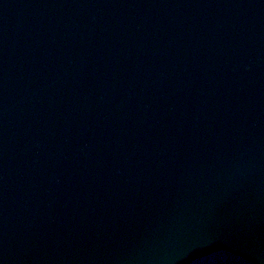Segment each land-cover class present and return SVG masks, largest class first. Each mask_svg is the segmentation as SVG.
<instances>
[{
	"label": "water",
	"instance_id": "95a60500",
	"mask_svg": "<svg viewBox=\"0 0 264 264\" xmlns=\"http://www.w3.org/2000/svg\"><path fill=\"white\" fill-rule=\"evenodd\" d=\"M0 264H264V0H0Z\"/></svg>",
	"mask_w": 264,
	"mask_h": 264
}]
</instances>
